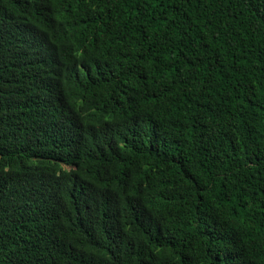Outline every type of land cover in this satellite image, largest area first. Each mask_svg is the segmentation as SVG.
I'll use <instances>...</instances> for the list:
<instances>
[{
    "label": "trees",
    "instance_id": "trees-1",
    "mask_svg": "<svg viewBox=\"0 0 264 264\" xmlns=\"http://www.w3.org/2000/svg\"><path fill=\"white\" fill-rule=\"evenodd\" d=\"M0 264H264V0H0Z\"/></svg>",
    "mask_w": 264,
    "mask_h": 264
}]
</instances>
